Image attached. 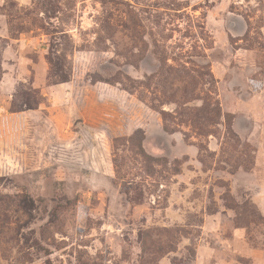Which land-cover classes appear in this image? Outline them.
<instances>
[{"label":"rangeland","instance_id":"obj_1","mask_svg":"<svg viewBox=\"0 0 264 264\" xmlns=\"http://www.w3.org/2000/svg\"><path fill=\"white\" fill-rule=\"evenodd\" d=\"M0 264H264V0H0Z\"/></svg>","mask_w":264,"mask_h":264},{"label":"trees","instance_id":"obj_2","mask_svg":"<svg viewBox=\"0 0 264 264\" xmlns=\"http://www.w3.org/2000/svg\"><path fill=\"white\" fill-rule=\"evenodd\" d=\"M68 79H69L68 76H64V77H62V80H63V81H66V80H68Z\"/></svg>","mask_w":264,"mask_h":264}]
</instances>
